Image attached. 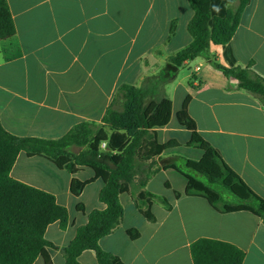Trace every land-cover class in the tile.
I'll use <instances>...</instances> for the list:
<instances>
[{
  "label": "crops",
  "instance_id": "0c3cea01",
  "mask_svg": "<svg viewBox=\"0 0 264 264\" xmlns=\"http://www.w3.org/2000/svg\"><path fill=\"white\" fill-rule=\"evenodd\" d=\"M7 2L17 32L0 40V123L17 137L56 140L80 123L100 124L122 85L141 87L147 78L159 76L170 58L193 41L188 25L194 11L188 0ZM174 21L175 35L166 43ZM230 45L239 65L254 62L255 71L264 76V0H251ZM211 56L228 67L221 46L212 45ZM230 87L235 86L201 57L184 63L167 83L163 98L172 101V117L155 132L160 144L176 140L180 147L141 166L130 192L119 198L124 209L122 225L99 242L104 251L124 264H194L192 243L208 238L242 249L246 254L243 264H264L261 218L246 211L221 214L199 197L176 198L188 180L175 169L164 168L183 157L182 152L191 161H200L204 155L187 147L191 132L175 122L191 96L188 113L198 133L264 199V109L254 97ZM11 177L52 194L67 208L68 227L62 230L56 222L45 233L54 246L47 248L52 264H66L62 250L75 239L77 229L87 224L90 212L106 208L100 201L103 180L90 168L81 167L73 175L26 152L18 155ZM74 178L90 182L80 196L71 191ZM140 180H146V190L171 205L167 209L153 202L154 223L135 204ZM157 180L160 188L155 187ZM80 204L85 212L78 210ZM132 229L140 233L136 240L128 234ZM79 262L98 264L93 251H85ZM34 264H45L44 258L38 257Z\"/></svg>",
  "mask_w": 264,
  "mask_h": 264
},
{
  "label": "trees",
  "instance_id": "16d2710c",
  "mask_svg": "<svg viewBox=\"0 0 264 264\" xmlns=\"http://www.w3.org/2000/svg\"><path fill=\"white\" fill-rule=\"evenodd\" d=\"M188 1L194 11L188 25L192 43L170 58V71L164 69L159 76L147 78L141 87L122 85L100 124L80 123L60 139L45 140L14 136L0 123V264H34L40 256L45 264H52L47 248L54 246L46 240V230L56 222L65 230L70 220L67 208L59 205L52 194L11 177L20 152H26L30 157H44L73 175L81 167L90 168L95 177L104 182L100 201L106 208L90 212L87 224L77 229L75 239L62 250L66 264H81L79 257L85 251H93L98 264H124L119 257L104 251L99 245L102 238L122 225L124 209L120 195L130 192L143 164H153L154 159L165 151L180 147L176 140L160 144L156 136L155 129L167 126L172 117V101L154 98L160 84L172 81L187 61L201 57L219 69L235 86L230 89L249 94L264 109V76L255 71L254 62L247 66L239 65L230 45L251 0ZM176 26L177 22H172L166 43L174 37ZM16 32L10 6L7 0H0V40H8ZM212 45L222 47L228 67L212 60ZM191 99V96L185 99L176 118L191 132L187 147L199 149L204 155L200 161L176 158L182 159L185 168L195 176L186 174L173 163L164 166L175 169L188 180L185 191L176 192V198L182 195L203 198L221 214L246 211L264 221V199L253 192L225 163L220 152L198 133L196 123L188 113ZM104 142L107 147L102 150ZM74 148L79 152H74ZM147 174L152 175L153 172ZM89 183L74 178L72 193L80 196ZM225 191L237 202L227 203L223 197ZM134 200L139 212L150 223L156 222L153 202L171 208L164 197L146 190V180L139 181ZM78 210L85 212L82 204L78 205ZM128 234L132 240L140 237L137 230H129ZM191 256L194 264H243L246 254L232 243L201 238L192 243Z\"/></svg>",
  "mask_w": 264,
  "mask_h": 264
},
{
  "label": "rangeland",
  "instance_id": "374dc122",
  "mask_svg": "<svg viewBox=\"0 0 264 264\" xmlns=\"http://www.w3.org/2000/svg\"><path fill=\"white\" fill-rule=\"evenodd\" d=\"M217 69V68H216ZM218 70V73L221 75V76H223V73L219 70V69H217ZM182 76H183V74H182ZM168 83V82H167ZM167 83H161L160 84V86L158 87V89H157V91H156V95L154 96V98L156 99V100H160L161 98H163V97H165V95H166V90H167ZM175 122H177V120L175 121ZM184 151V150H183ZM185 152V151H184ZM181 155L184 157V158H186V155L182 152L181 153ZM173 164L176 166V167H178L179 169H181L183 172H185L186 174H188V175H191V176H195L194 175V173L192 172V171H190V170H188L187 168H185V166H184V162H183V160L182 159H174L173 160ZM199 179L200 180H202V181H206V179L205 178H203V177H199ZM160 186H161V184H160V182L157 180V181H155V187L156 188H160ZM223 197H224V199L226 200V202L227 203H235V202H237V200H236V198L234 197V196H232V195H230L228 192H223Z\"/></svg>",
  "mask_w": 264,
  "mask_h": 264
},
{
  "label": "built area",
  "instance_id": "2783aa9c",
  "mask_svg": "<svg viewBox=\"0 0 264 264\" xmlns=\"http://www.w3.org/2000/svg\"><path fill=\"white\" fill-rule=\"evenodd\" d=\"M197 70H200V68H197ZM106 147H107V143L106 142H104V143L101 144V149L102 150H105Z\"/></svg>",
  "mask_w": 264,
  "mask_h": 264
},
{
  "label": "water",
  "instance_id": "95a60500",
  "mask_svg": "<svg viewBox=\"0 0 264 264\" xmlns=\"http://www.w3.org/2000/svg\"><path fill=\"white\" fill-rule=\"evenodd\" d=\"M171 64H168L166 67V71H170Z\"/></svg>",
  "mask_w": 264,
  "mask_h": 264
},
{
  "label": "clouds",
  "instance_id": "9594fccd",
  "mask_svg": "<svg viewBox=\"0 0 264 264\" xmlns=\"http://www.w3.org/2000/svg\"><path fill=\"white\" fill-rule=\"evenodd\" d=\"M215 10H217V11H218V9H215Z\"/></svg>",
  "mask_w": 264,
  "mask_h": 264
}]
</instances>
